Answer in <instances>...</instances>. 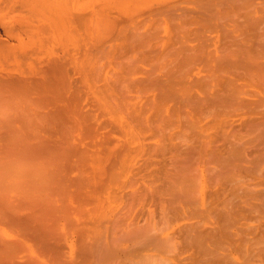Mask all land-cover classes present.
Wrapping results in <instances>:
<instances>
[{"label":"bare ground","instance_id":"1","mask_svg":"<svg viewBox=\"0 0 264 264\" xmlns=\"http://www.w3.org/2000/svg\"><path fill=\"white\" fill-rule=\"evenodd\" d=\"M69 1L65 4V0H60L65 5L76 0ZM207 1L213 5L217 1L222 9L227 5L228 10H223L232 12V23L241 29L244 38L232 44L234 49L205 55L197 46L199 55L184 52L178 54V59L173 55L171 68L168 63L162 64V77L152 72L159 69H152V61L170 59V52L167 57L163 53L153 58L145 55L147 59L130 55L133 64L141 58L137 63L147 61L143 67L152 66L148 70L155 77L134 64L137 71L141 68L142 74L153 76L146 79L139 72L145 81L133 70L129 55L122 58V54L115 57L110 53L118 60L110 65L102 63L114 65L118 71L110 69L113 80L109 81L110 75L102 73L106 75L102 77L104 71L98 69L97 62L102 57L97 61L91 54L81 56L79 43L76 47L71 45L72 55H55L57 51L52 50L56 44H65L67 41L61 39L67 34L71 38V31L77 36L72 33L76 42L80 39L82 18L75 11L77 1L73 10V4L65 7L59 0H0V122L11 118L0 124V264H132L135 260L147 264L151 258L155 260L152 251H159L163 245L158 240V230L170 216L193 219L207 215L212 219V227L202 229L198 223L182 227V240H178L193 250V264H212L220 254V250L215 251L216 257L213 248L224 250L244 242L242 234L246 231L238 220L243 218L242 203L247 200L242 202L240 196L246 189L239 195L236 188L240 186L234 187L233 182H237V171L246 173L247 164L255 165L259 159L264 162V11L258 9L264 4L259 3L258 12V1ZM66 8L73 13L67 22L72 25L70 33L65 20L72 13L66 16ZM41 11L43 15L38 13ZM33 12L36 22L41 21L38 15L42 16L37 31L42 27L41 37L44 33L49 36L36 41L46 43L45 39L53 38L55 46L40 42L37 49L33 46ZM203 15L199 20L205 23L208 17ZM37 34L33 36H40L41 32ZM69 38L68 42L72 40ZM92 55L97 58V54ZM104 58L107 59L100 60ZM196 61L198 67L199 62L203 66L204 75L200 77L199 68L194 67ZM107 66L105 71H110ZM195 68L197 72L192 73ZM135 72L138 82L145 83H140V87L134 81L137 89L133 86L132 90L128 79L133 80L131 74ZM246 85L260 92L253 93ZM243 88L253 93V99L242 97L249 94L246 90L243 93ZM128 91H133L131 98ZM149 92L146 97L141 95ZM138 93L144 97H138L140 102L134 99ZM234 113L249 119L243 120V131L253 138L249 139L250 146L257 141L260 148L255 146L254 151L247 153L241 144L242 136L235 132L238 129L222 132L223 119L233 115L238 118ZM252 154L258 157L250 159ZM230 182L233 187L229 186L231 198L227 199L224 185ZM236 182L235 185L240 184ZM212 183L213 189L207 194L209 204H204L202 197L200 208L199 195ZM158 205L160 222L155 220ZM75 211L80 220L74 223L71 215ZM69 236L75 239L69 242ZM257 251H249L251 261L264 259V251ZM192 256L187 258L195 260ZM159 257L156 255L152 263H164Z\"/></svg>","mask_w":264,"mask_h":264},{"label":"rangeland","instance_id":"2","mask_svg":"<svg viewBox=\"0 0 264 264\" xmlns=\"http://www.w3.org/2000/svg\"><path fill=\"white\" fill-rule=\"evenodd\" d=\"M62 1H64V0H62ZM65 1H66L65 4H68L67 2L69 0L68 1L65 0ZM70 1H72V0H70ZM70 1H69V3H70ZM76 1H75V3H74V1H72L70 4H71V6L73 4V6L72 7L70 6V7L72 9L74 7L76 8V5L78 4L77 5L78 9L77 8L76 9L74 8V9H75V11L77 10V11L80 12L81 18H82L81 19V25H79L81 28H79L80 30L78 29L79 31H81V32L78 31L79 32L78 33V36H80V34H81L80 39L78 38L81 43L79 42V40L76 42L75 40H77V38H74L72 36V33H73L71 31L72 30V28H71L72 25L69 26L70 23H67V22L69 20L70 21L72 20L73 13H72V10L70 11L71 8H68V9L66 8L68 10V11L66 10L68 12V14L65 13L66 16L67 15H71V13H72V15L69 16L70 18L68 19V16H67V18H66L67 21L65 20V23H67V25H68L67 26L68 28L66 27L67 28L66 31H67V33H70V31H71V33L69 34L71 38H69L68 37V34H67V36L65 37L67 39H65L64 37H63V40L61 39L62 42H65V40L67 41L65 44L63 43L64 45H66V47L63 46V44L61 43L60 40H58V43H61L62 45L59 44V46H58L56 44L57 42L56 43L53 42V38H49L50 40L45 39L46 43L45 42L44 43L42 42V41H44V39L42 40V38H45V37L47 38L49 36L44 33V36L41 37L43 35V33L41 31V28L42 27L39 29V31H37L39 24H41L40 22H42V19H39V17H42V16L38 15L39 16L38 17V20H41V21L36 22L37 16L36 15L34 16V12L32 13V19H33L32 20V25L35 23L36 26H35V24L32 26V30H33L32 31V37H33L32 39L34 40V42L32 41V44H33V46H34V44L35 45L37 44L40 47V45H39V42L40 41H36V40L41 39L42 41L40 43H42L43 45L44 44L46 45L47 43L49 45H51L50 43H52V45H51V47H52L54 45L53 43L56 44V46L58 48L55 45L54 46L56 48L55 47H52L53 48L52 49L50 47L52 50H54V52L57 51L55 53V55L56 54L61 55V54H63V52H66V54L69 53V55H72L73 52H74V50H72V49H74V47L77 46L76 43H79L78 44L79 45V48H81V52L80 53H82L81 56H86L85 54H87V55L88 54L89 55L91 54L90 57L93 56L92 58H94L95 60L99 59L100 57H102V58L103 57H106L107 58V59L104 58L103 61L100 60L102 58H100L99 61L97 60L98 61L97 63H100V64H98L99 66L97 65L98 66V69L100 70V68H101L104 71V72H101V75H102V73H107L106 75L108 76V75H110L109 73L111 72V70H110L111 68H113V67L114 68H117L114 65H112V66L109 67V65L112 64L113 61L118 60V58L116 59L115 57L117 55H118V57H120L121 56L120 54H122V56H121L122 58L124 57L123 55H125V54L127 56L128 55L129 56L130 55L131 56L132 55L133 56L134 55L135 56L138 55L139 57H142V55H143V58H144L145 55L146 56L147 55H149V56L151 55L150 57L153 58V55L154 56L159 55V54L162 55V53H163V55H166V53H167V55L170 54L172 56L173 55L177 56V59H178L179 58L178 57L179 56L178 54L181 53L180 55H183L184 52H185L184 55H186V54H188V55H195V54L196 55H199V53L201 54V51H199L197 49H200V48H201L200 50H202V53L205 54V55L209 54L210 52H211L210 55L216 54V53L222 54L223 52H227V50L234 49L235 46L233 47V45L234 44L236 45V42L239 43L240 40H241V38L244 39L242 37V35H241L242 34L241 29H238V27L236 28V25L233 24L234 23L233 16L231 17L232 19L230 18V15H231L232 12L229 11V13H228V11H227V13H228L227 14L226 11H224V10H228V9H226V6L227 5H224L225 8H223L224 9L223 10L222 9L223 6H221L220 3H218L217 1H215L216 2L215 5H213L212 3H207L208 2L207 0H124V1L123 0H76ZM196 1L198 2V5H197V2ZM256 1H258L257 2L258 5H255V6H257L256 7V10L260 9V12L264 11V9H262L264 7L258 8V7H261L262 4H264V3H262V2H264V0H260V1L259 0H252V2L251 1L250 2L256 4ZM59 3L60 4H64V3L60 2V0H59ZM259 3L261 4V6L259 5ZM74 4H76V5H74ZM209 4H211V5H209ZM69 5H65V7H69ZM122 5H124V6H122ZM219 5H220L221 8L219 7ZM201 6H203V7H201ZM208 6H210V7L212 6V8L210 9V8H208ZM251 6H252V4H251ZM253 7H254V5H253ZM205 8H206L207 11L205 10ZM191 10H192V12H191ZM221 10H223V11H221ZM193 12H195V13H193ZM258 12H259V10H258ZM38 13L41 14L42 11L41 12H38ZM203 13H204V15H203ZM41 15H43V14H41ZM44 15H45V13H44ZM202 15L208 17V21H207L208 23L207 22H205V23L202 22L203 19L202 20H199L200 19L199 16H202ZM33 16L36 18L35 21H34L35 18ZM66 16H64V18ZM225 16H226V18L229 17V19H226ZM197 17H199V18H197ZM222 17H224L225 19L222 18ZM195 20L198 21V22H196ZM220 20L223 21V23H221ZM199 22L201 23V25L198 24ZM218 22L220 23V26H219V23ZM197 25H199V26H197ZM207 25H210L207 28H211L212 30L211 29L208 30L207 28H205ZM214 25H216V26H214ZM217 26H219L220 28L222 26V28L220 29ZM35 27H37V28L35 29ZM34 29L39 34L41 32V35L40 36H36V37H35V35L33 36V33L36 34V35H38L37 32ZM197 29H199V30H197ZM206 29H207V31H206ZM215 29H217V30H215ZM223 29H225L226 31L223 30ZM198 32H200V33H198ZM223 32H225L226 34L223 33ZM73 35H75V34L73 33ZM75 37H77V36L75 35ZM178 37H179L180 40L178 39ZM68 38L70 40L72 39L71 40L72 43H69L71 41L68 42ZM232 38H234V39H232ZM236 39L237 40L239 39V41H237ZM51 40H52V42H51ZM202 40H203V42H202ZM35 41H36V43H35ZM227 42H229V43H227ZM181 44H182V46H181ZM71 45L74 46V47L71 48L72 47ZM36 46H34L35 49L38 48V46L37 47ZM170 46H174V47H170ZM178 46H181L182 48H179ZM184 46H186V47H184ZM197 46L200 47V48H198ZM228 46L229 47H233V48L228 49L229 48ZM224 47H226L227 49L224 48ZM157 48H158V50H157ZM178 48H179V50H178ZM202 48H204V49H202ZM222 48L223 49H226V51L225 50L222 51L221 50ZM192 49H193V51H192ZM152 50L155 53L151 52ZM190 51H191V54H190ZM110 53L111 54H115V57L113 56L114 57L113 58ZM92 54H97V58L94 57L95 55H92ZM101 54H103V55L105 54V55L104 56H101ZM167 55H166V57H167ZM135 56H134V58H135ZM138 56L136 57L135 62L137 61ZM149 56H148V59L150 58ZM111 57H112V60L110 61L109 59H111ZM128 57H126V58H128ZM122 58H119V61ZM163 58L165 59V57H163ZM163 58L160 59V60H158V61H161L162 60L159 65H158V63H159L158 61H152V63L153 62L154 63L157 62L156 64H154V63L152 64L153 66L155 65L154 67H152V66L151 67H152V69L159 68V69L156 70L157 72H154V70L152 71L153 73H155L157 75L160 73L158 75V77L165 76V74H163V73H165L164 68H163V66L165 65V63L166 64L168 63L167 66L170 65V68L174 65V64L173 65L170 64V62H171L170 60L171 59H174L175 58L174 56L173 57H170V59L167 57L164 61H163ZM131 59L133 60V61H131V63L134 62V59L132 57H131ZM144 59H147V58L145 57ZM122 60H123V62L125 61L124 59H122ZM141 60H142L141 58H138V61L137 62H140ZM149 61H150V59H149ZM149 61H148V63H149ZM102 62H104V63L109 62V65L107 66L108 63L104 65V63H102ZM125 62H127V61H125ZM137 62L134 63L135 65H137V67H139V66L141 67L142 66L141 68L142 69L144 68V70H146V71H149L148 69L151 70V67L149 68V65H148V67H143V66H147L146 65L147 64V61L145 62L146 64L144 63V61H142L143 64L142 63L139 64ZM197 62L198 61H196V65H197ZM131 63H130V67H131ZM134 64L132 63V65H134ZM150 64H151V62H150ZM162 64H164V65H162ZM100 65H101V67H100ZM135 65H134V67L133 66L132 67H133V70L135 69V71H137V69H136L137 67ZM196 65L194 67L199 68V71L198 72H200V74H199L198 77H200V75L201 76L204 75V73H201L202 71L204 72V70H202L203 69L202 63L200 64V62H199V67H198V65L197 66ZM104 66H105V69L102 68ZM106 66L109 68L110 71H108V70L105 71L106 70ZM141 68L140 69L138 68V71H137L138 72V76H139V78L144 79L143 81H145V78L147 76L144 75V74H142L140 72ZM162 68H163V70H162ZM192 68H193V66H192ZM196 68H195V71H194V69L192 70V73L193 72L194 73L197 72L196 71ZM114 71H116V69H113L112 73H114ZM117 71H118V68H117ZM146 71H144V72L146 73ZM139 72L142 75H144L145 78H143V76ZM149 73H150V71H149ZM146 74L148 75V73H146ZM150 74H152V73H150ZM106 75L103 74L102 77L103 76L105 77ZM136 75H137V73L135 72L134 75L131 74L132 78L134 77L133 80H131V77L128 79V80L132 81V82H130L132 84H129V82H128L130 89H131V86H132V90H133V86L136 84L135 82H138V80H137V77L138 76H136ZM152 75H154V74H152ZM113 76H115V75H113ZM111 77H112V75H110V78L109 77H106L107 78V81L109 79H110L109 81L113 80L112 79L113 77L112 78ZM148 77H150V78L152 77L153 78V76H151V75L148 76ZM154 77H155V75H154ZM191 78H194V76H191ZM133 82H134V84H133ZM138 83L140 85V83L143 84L145 82L142 83V80H141V82L139 81ZM244 84H247V83H244ZM247 85H249V83ZM247 85H246V88H247ZM244 86L245 85H243V87ZM250 86H249V88H247L248 90H251L252 92L253 91H256L257 92V88L256 87H252L251 88ZM140 87H141V85H140ZM246 88H243L242 89V92L243 93L245 92V90L248 92V90ZM253 88H255V90ZM134 89L136 90L137 88L135 87ZM132 92L130 94L129 91H128V94L127 93L126 94L127 95H130V98H131V96H133V93ZM252 92H248L249 94H246L245 93L246 95H243L242 97H245L246 99L247 98L248 99H250V98L253 99L252 98V96H253L252 94L254 92L253 93ZM256 92H255V94H256ZM258 92H260V91L258 90ZM152 93L153 92H151V94ZM143 94H145V93H141L142 96L146 97V96L150 95V92L148 94H146V95H143ZM138 95H135L136 97H134V99L137 98L136 102L139 100V98H140V100L142 98H144V97L141 98V95L139 93H138ZM250 95H252V96H250ZM254 97H255V95H254ZM140 100L138 102H140ZM134 102H135V100H134ZM236 115H237V113L235 114V117H236ZM205 119L206 118H204V120ZM207 119L209 120V118H207ZM224 119H223V122H224L223 123V126L224 127L222 126V128H221L222 132H223V130H227L228 131L230 128H233V130L234 129L235 130L238 129L237 130L238 132L237 131H235V132H236L237 135H239V137L242 136L241 144L243 146V149L244 150L245 149L248 150V151L245 150L247 153L248 152H252L253 148L255 149V146L257 144L256 143L257 141L256 142L253 141V143L250 146V143L251 142L249 141V139H253V138L247 136L248 134H245L244 131H243L244 130L243 129L244 128L243 127V124H244V121L243 120L245 119V122H247V121H249V119H247V118H239V116H238V118L237 117L234 118V115H233V118L230 117V118H224ZM246 119H247V121H246ZM250 119L252 120V118H250ZM258 119L260 121V118H258ZM258 119H257V121H258ZM5 120H10L11 121V118H4V120L2 118L0 124L2 122H4ZM262 121H264V120H262ZM217 139H219V138H217ZM256 147H259V146H256ZM254 155L252 154L251 157L249 156V158L250 159L251 158L254 159ZM255 156L258 157L257 154ZM256 157H255V160H258V158H256ZM261 158H262V156H261ZM260 160L261 159H259L258 162L255 164L256 166L254 164H252V163L250 165L247 164L248 168L251 171L249 169L246 171V173L245 172H242V171L241 172L240 171H237V175L235 176V179L238 178L237 179V182H236V180L235 181L233 180L234 182L233 181L232 182L234 184L230 182V183H227L226 185H224V188H226V189H224L225 192H223V193L228 196L227 199L228 198L229 199L231 198V194H229L230 193V190L229 189H230V187H231L232 184H233L234 187H236V186L242 187V188H240V187L239 188H236L237 190H239V191L236 190L239 195L242 193V191L244 190V188L246 190L242 194L245 195L246 192H249V193H247L249 197L247 196V194L245 195V198H244V195H242V194L240 196V197H243V198H241V201L242 202L244 201V199L247 200V201H245L244 204L242 203V206L245 208V209L243 208L244 209V211H243L244 212L243 213V218L242 219L239 218V220H238V223L239 224L240 223L241 224L242 223L244 224V231H246V232H244L242 234L243 235L242 237L244 238V240H243L244 242H242L241 244H239L237 246L236 245L234 247L229 246L228 249L225 248L224 250L217 249V248H213V249H216L213 252L215 256H216L215 253L217 251H219V250H220L219 251L220 254L217 253L218 259L217 260L215 259L216 262L213 261L214 263H212V264H264V259H254L253 261H251L252 259H250L251 255H252L251 253H256L257 250H260V252L264 251V234H262V232H264V210H262V209H264V208L261 209V207H264V200L261 199V197L264 196V164H262L264 162H261ZM262 160H264V159H262ZM252 169H253L254 172L252 171ZM243 173H245L246 175L243 174ZM206 175H207V173H206ZM256 175H258V176H256ZM207 178L209 179V176L208 175H207ZM233 179H234V176H233ZM238 181H239L240 184H238ZM235 182L238 185H235ZM244 182H245V184H244ZM212 184H213L212 186H211V184H209V188H208V190H205L204 194L199 195L200 196L199 197V201L200 202L198 203V205H199L200 208H201V204L200 203L202 201V197L204 199L203 200L204 201V204H206V205L209 204V202H207V201L210 200V199L208 198L209 195H207V194H208V191H211V189H213L214 183H212ZM210 186H211V188H210ZM226 191L228 192V194H227ZM239 192H241V193H239ZM255 193H256V195H255ZM250 195L252 197H250ZM235 197L236 196H234L233 198H235ZM247 198H249V199H247ZM246 202H247V204L248 203L249 204L247 205ZM250 202H251V204H250ZM116 203L118 204V202H116ZM116 203H115V205H117ZM148 204L150 205L149 202H148ZM253 204H254V206H253ZM249 205H252L253 207L252 206H249ZM155 208H157V207H155ZM159 208L160 207L158 205V210L155 209V220L157 222L159 221V217H158L159 216ZM257 210H259V211H257ZM245 211L247 213H245ZM77 214L78 213L75 211L71 215L72 221H74V223L76 221H79L80 220V217L78 216L79 214L78 215ZM75 215H77V216H75ZM139 217H140V215L137 216L136 219L139 218ZM172 217H174V218L172 219ZM178 217H176V216H170V218L168 219V220H170V222H168V220H167L166 221L167 224L166 223L165 224L163 223L164 224V225L162 224L163 227H161L159 229L161 231L158 230V235H159L158 240L160 239L159 241H160V243H163V245L161 246V248H158L159 251H157V250L152 251V255H151V257H153V255L155 254V256L153 257V259H155L154 261H156V255H159L160 256L159 257L160 260L162 259L164 261V263L161 262V263H158V264H165L166 261H167L166 264H191V263L193 264V262L196 261V257L194 256L195 257V260L194 259H192V260L188 259V258H190L192 256L191 253H193V250L191 251V249H188L187 248L188 246H185L186 244L183 242L185 244L184 245L182 243V241H180V240H182L181 239L182 237L180 238L181 231H182V234L184 233L183 232L184 230H182V227L186 228L185 227V224L188 226V224L189 225H195L197 223L199 224L197 226L198 227H201L202 229L204 227H212V225H211L212 219L210 217H208L207 215H205L203 217H200V218H193V219H192V217H189V218H186V219L184 217H181V218L180 217L178 218ZM163 222H165V221H163ZM252 228L255 229V230H253ZM177 229H179V230H177ZM73 239H75V237H72L71 238L69 236L68 241L71 242ZM178 239H180V240H178ZM170 241H171V243H170ZM248 242H250V243H248ZM253 242H256V243L254 244ZM241 245H242V247H241ZM243 245H245V246H243ZM163 246H164V248H163ZM169 246H171V247L169 248ZM227 246H228L227 244L224 245V247H227ZM183 247H184V250H183ZM238 248H240V250ZM242 248H243V250H242ZM248 248H252L253 250L252 249L250 250ZM260 248H262V250ZM187 249L190 250V251L187 252ZM34 250H35V248H34ZM185 250H186V252H185ZM35 253H37V251ZM243 253H245V257H244V254ZM189 255H190V257H189ZM193 255H195V254L193 253ZM194 257L192 256V258H194ZM146 259H149V258H146ZM151 259H150V263L148 262L149 264H151L152 262H154V261H151ZM158 261H159V259H158ZM134 262H137L135 264H139V262L137 260L133 261L132 264H134ZM142 263L144 264V262H142ZM140 264H141V262H140ZM152 264H157V263H152Z\"/></svg>","mask_w":264,"mask_h":264}]
</instances>
